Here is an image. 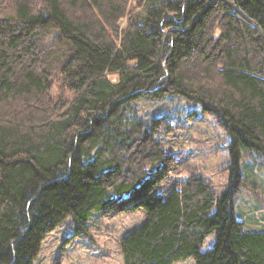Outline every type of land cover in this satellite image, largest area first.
I'll return each instance as SVG.
<instances>
[{
  "label": "trees",
  "instance_id": "16d2710c",
  "mask_svg": "<svg viewBox=\"0 0 264 264\" xmlns=\"http://www.w3.org/2000/svg\"><path fill=\"white\" fill-rule=\"evenodd\" d=\"M4 2L0 264H34L67 217L82 233L95 214L136 209L145 220L121 237L123 264H264V231L246 230L233 203L240 151L264 156V0ZM167 95L228 134L220 194L199 175L161 188L177 161L134 102Z\"/></svg>",
  "mask_w": 264,
  "mask_h": 264
},
{
  "label": "rangeland",
  "instance_id": "374dc122",
  "mask_svg": "<svg viewBox=\"0 0 264 264\" xmlns=\"http://www.w3.org/2000/svg\"><path fill=\"white\" fill-rule=\"evenodd\" d=\"M7 4H0V19L8 11ZM129 5L134 8L136 0H131ZM125 23L126 20L121 21V27ZM53 94L56 95V90ZM134 105L147 127L156 123L155 138L177 161L161 187L163 190L191 175L208 181L217 194L226 189L231 166L230 139L215 115L178 96L167 95L159 100L143 97ZM239 170L240 189L233 199L235 217L246 230L264 231V156L241 150ZM144 220L142 209L98 213L88 222L86 231L79 233L72 217H67L45 237L34 264H123L120 239ZM214 239L213 234L209 235L201 250L210 249ZM177 264L194 262L190 258Z\"/></svg>",
  "mask_w": 264,
  "mask_h": 264
}]
</instances>
